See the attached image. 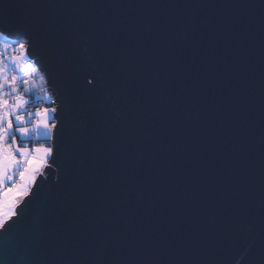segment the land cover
Wrapping results in <instances>:
<instances>
[{"label":"snow or ice","instance_id":"snow-or-ice-1","mask_svg":"<svg viewBox=\"0 0 264 264\" xmlns=\"http://www.w3.org/2000/svg\"><path fill=\"white\" fill-rule=\"evenodd\" d=\"M15 7L18 5L9 0H0V19L8 20ZM29 7L59 6L31 4ZM132 7L137 16H143L144 9L149 6L137 4ZM192 7L215 6L197 4ZM225 7L238 9L245 17H251L254 9L264 8V5L235 3ZM235 23L233 21V25ZM95 31L96 25L87 20L50 30L38 19H33L23 24L22 30L15 35L9 29L0 28V237H9L13 233L24 235L25 231L32 230L30 245L23 249V264H230L226 258L218 261L217 257L223 256V252L218 247H205L202 236L201 244H196L200 235L197 231L199 221L207 216L210 199V190L203 182L198 189L192 186L185 189L198 190L199 195L193 201L181 204L183 193H177L174 200L161 204L158 193L151 201H145L122 181V186L110 196L116 188L117 180H114L96 192L94 197L85 195L74 205H66L65 212L59 211L58 202L68 180L70 160L77 159L78 143L89 133L90 118L95 112L94 98L102 95L104 89L111 88L116 99L121 101L124 119L110 121V126L124 133L129 123L123 93L116 91L107 68L98 72L92 64L93 57L84 55L89 51L88 45ZM149 31L151 26H146L145 33ZM235 31V27L225 25L222 32L229 33L228 38L211 34L204 37L206 45L202 42L192 45L194 55L202 47L208 48L214 63L206 64L205 68L219 77L223 85L216 95L205 93L203 96L199 85H193V95L199 97L201 103L211 105L215 115L208 116L202 112L197 118L187 105L181 109L179 105L169 107L165 104L155 121L157 127L161 123H171L180 128L190 126L187 144L181 142L183 146L177 145L180 151L162 150L161 159L170 166L190 155L195 170L201 176H207V183L213 185L222 175L239 180L251 170L254 159L252 134L243 121L251 117L255 106L251 100V85L245 82L243 75L249 69L240 63L239 55L232 48L231 33ZM218 38L224 50L219 57L215 55ZM81 41L85 45L83 50L77 47ZM175 43L173 59H183L185 48L191 45L187 33L177 31ZM40 46L46 49L49 57L53 72L50 82L56 86V78H59L58 91L62 98L68 97L69 103L59 108L45 106L28 111V105L33 103L29 97L36 91L44 93L38 99L55 104L50 92L35 87V76L40 66L31 62L30 57L32 50ZM137 60H140L139 56L133 62ZM226 60L228 63L235 61L234 79L237 73L240 74L235 79L237 87L227 84L217 71V66H224ZM141 64L149 67L142 61ZM237 64L238 68L235 67ZM150 67L149 82L142 92V95L150 94V98L142 109V116L159 108L164 103V96L174 94L169 90L184 83L182 76L170 81L160 75L157 66ZM81 77L90 87L82 86ZM173 115L176 116L175 121L172 120ZM147 131L146 127L138 128L135 134ZM34 136H42L48 142L30 144ZM225 138L233 140L229 146L231 151L224 146ZM131 139L132 134H129L128 140ZM143 151L151 162L147 140L143 141ZM128 153L129 159L135 156L134 145H130ZM114 163L119 168L118 158H114ZM159 163L157 160L152 166ZM46 169L58 170L54 184L38 183L41 177L48 179ZM134 178L140 179L139 176ZM67 207H71V212ZM33 209L39 211L36 221L31 219ZM242 250L247 254L243 246ZM205 253L210 257L207 261L200 259ZM236 264L240 262L236 261Z\"/></svg>","mask_w":264,"mask_h":264},{"label":"water","instance_id":"water-1","mask_svg":"<svg viewBox=\"0 0 264 264\" xmlns=\"http://www.w3.org/2000/svg\"><path fill=\"white\" fill-rule=\"evenodd\" d=\"M18 7L11 10L8 20L0 19V28H6L17 34L22 25L38 19L48 29L67 28L80 21L87 20L96 25L95 35L89 51L84 55L93 57L92 64L98 72L106 68L112 78L117 92H122L125 110L129 117L127 131L121 133L110 126V121L124 119L121 101L111 88L104 89L102 95L94 98L95 112L90 118L89 133L78 143L77 159L69 163V175L62 189L59 200V211L65 212L66 205H74L85 195L94 197L108 184L117 180L116 188L110 196L123 184L141 196L145 201H151L154 194H159L161 204L174 200L177 193H183L181 204L193 201L199 195L198 190L185 191L189 186L197 188L203 184L210 190L207 216L199 221L196 244L207 248L218 247L223 256L217 260L227 259L230 264H261L264 261V8L257 7L253 16L245 17L238 9L225 7L235 3H252L264 5V0H9ZM57 5L59 7L31 8L29 5ZM143 4V16H137L133 5ZM209 5L215 7L195 8L192 5ZM75 5L76 7H72ZM92 5L93 7H85ZM151 5H168L169 7L152 8ZM182 6V7H181ZM233 21L236 23L233 25ZM225 25L236 28L232 48L240 57V63L248 67L243 73L245 82L250 83L251 100L255 106L251 117H246L243 124L251 132V143L254 148L251 170L239 180L223 175L216 184H208V177L201 176L195 170L191 156H183L174 165L166 166L161 159L164 149L180 151L177 145H186L190 126L180 128L174 124L161 123L156 126L159 112L165 104L171 107L186 105L189 111L197 114L206 113L214 116L211 105L201 103L199 97L193 95V85H199L200 95L205 93L216 95L222 88L219 77L213 76L206 64L214 63L208 48L202 47L193 54V47L202 42L206 35L219 34L228 38L229 33L222 32ZM151 26V31L145 33V27ZM187 33L191 45L184 50L183 59H173L176 51L175 33ZM215 55L224 54L221 41L218 38ZM85 47L81 41L77 46ZM136 56L140 60L133 62ZM30 60L40 67L38 70L44 76L56 103L55 107L67 105V96L61 97L58 87L61 83L56 78V86L50 81L53 72L46 49L43 46L32 50ZM147 65L149 67H142ZM232 63L226 60L224 66H217V71L224 77L227 84L237 87ZM151 65L159 68L160 75L170 81L182 76L184 83L177 89H170L174 94L164 96V103L153 112L142 116V109L148 104L150 94L142 95L152 71ZM236 68L239 65H235ZM82 86L85 85L81 77ZM66 111V109H65ZM172 120H176L173 115ZM147 128V132L135 134L138 128ZM167 129V131H165ZM182 133V135H178ZM132 134L131 141L128 140ZM76 137L74 136V139ZM150 144L151 152L143 151V141ZM232 138H225L224 146H229ZM247 143V140H245ZM134 145L135 156L129 159L128 149ZM181 145V146H183ZM197 155H200L197 153ZM114 158L120 161L119 168ZM160 160L158 166L153 163ZM191 165V167H189ZM135 170V171H133ZM48 179H38V183L54 184L57 180L55 169H46ZM139 176L140 179L134 177ZM118 178V179H117ZM231 185V190L229 188ZM250 188V194L247 195ZM227 193V194H226ZM71 207L67 211L71 212ZM39 218V211H31L32 221ZM32 230L24 235L13 233L9 237H0V264H23V249L30 245ZM21 241L19 244H17ZM251 246L250 248L248 246ZM247 249V254L242 250ZM207 253L200 259L207 261Z\"/></svg>","mask_w":264,"mask_h":264},{"label":"crops","instance_id":"crops-1","mask_svg":"<svg viewBox=\"0 0 264 264\" xmlns=\"http://www.w3.org/2000/svg\"><path fill=\"white\" fill-rule=\"evenodd\" d=\"M36 77L38 78V84H35V87L37 88V89H39V88H44V89H46V82L43 80V79H41V75H39L38 73L36 74ZM40 91H36V93L34 94V95H32L33 97H34V100L36 101V96H37V94L39 93ZM44 94V93H43ZM37 100H39V99H37ZM43 100V99H42ZM44 101V100H43ZM37 102V101H36ZM44 102H46V101H44ZM47 103V102H46ZM41 108V107H40ZM43 108V107H42ZM32 109H36V108H32ZM31 109V110H32ZM42 137V136H41ZM37 140H45V141H47L46 139H40V136L37 138ZM29 143L30 144H32L31 143V141H29ZM36 145H39V144H42V143H40V142H36L35 143Z\"/></svg>","mask_w":264,"mask_h":264},{"label":"trees","instance_id":"trees-1","mask_svg":"<svg viewBox=\"0 0 264 264\" xmlns=\"http://www.w3.org/2000/svg\"><path fill=\"white\" fill-rule=\"evenodd\" d=\"M30 100L33 101V103L29 104L28 105V111L31 110L32 108H37V107H40V102H41V99L37 100V102L34 100V97L33 96H30L29 97ZM53 104H50V103H46L45 102V106H52ZM37 142H45V140H37Z\"/></svg>","mask_w":264,"mask_h":264},{"label":"built area","instance_id":"built-area-1","mask_svg":"<svg viewBox=\"0 0 264 264\" xmlns=\"http://www.w3.org/2000/svg\"><path fill=\"white\" fill-rule=\"evenodd\" d=\"M35 82L37 83L38 81L37 80H35ZM48 86H47V88H46V90L48 91V92H50L51 93V91L50 90H48ZM40 93V95H41V97L44 95L43 94V92H39ZM53 97V96H52ZM53 99H54V97H53ZM55 100V99H54ZM55 103H56V101H55ZM54 105V104H53ZM40 107L42 108V107H45V102L41 99V102H40ZM39 136H34L32 139H31V143L32 144H35L36 142H37V138H38ZM48 141H45V142H42V144L43 143H47Z\"/></svg>","mask_w":264,"mask_h":264},{"label":"rangeland","instance_id":"rangeland-1","mask_svg":"<svg viewBox=\"0 0 264 264\" xmlns=\"http://www.w3.org/2000/svg\"><path fill=\"white\" fill-rule=\"evenodd\" d=\"M31 62H32V61H31ZM37 73H38L39 75H41V77H43V80L46 82L44 76L41 74V72H40L39 70L37 71ZM35 80L38 81V78H37L36 76H35ZM35 84H38V82H37V83L35 82ZM46 85H47V84H46ZM46 88H47V86H46ZM38 97H41L40 93L37 94V96H36V101H37ZM44 101H46L47 103H49V101H47V100H44ZM52 106H55V105H52ZM29 111H35V109L29 110ZM40 139H45V138H43V137L40 136Z\"/></svg>","mask_w":264,"mask_h":264},{"label":"bare ground","instance_id":"bare-ground-1","mask_svg":"<svg viewBox=\"0 0 264 264\" xmlns=\"http://www.w3.org/2000/svg\"><path fill=\"white\" fill-rule=\"evenodd\" d=\"M47 84V83H46ZM48 86V85H47Z\"/></svg>","mask_w":264,"mask_h":264}]
</instances>
